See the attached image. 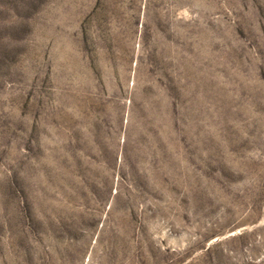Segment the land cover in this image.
Returning a JSON list of instances; mask_svg holds the SVG:
<instances>
[{
	"label": "rangeland",
	"instance_id": "obj_1",
	"mask_svg": "<svg viewBox=\"0 0 264 264\" xmlns=\"http://www.w3.org/2000/svg\"><path fill=\"white\" fill-rule=\"evenodd\" d=\"M0 264H264V0H0Z\"/></svg>",
	"mask_w": 264,
	"mask_h": 264
}]
</instances>
